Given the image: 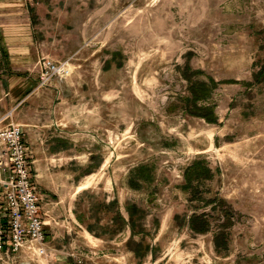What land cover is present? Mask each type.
Wrapping results in <instances>:
<instances>
[{"label":"rangeland","instance_id":"rangeland-1","mask_svg":"<svg viewBox=\"0 0 264 264\" xmlns=\"http://www.w3.org/2000/svg\"><path fill=\"white\" fill-rule=\"evenodd\" d=\"M42 55L67 97L18 108ZM53 116L23 126L47 253L0 264H264V0H0V117Z\"/></svg>","mask_w":264,"mask_h":264},{"label":"built area","instance_id":"built-area-1","mask_svg":"<svg viewBox=\"0 0 264 264\" xmlns=\"http://www.w3.org/2000/svg\"><path fill=\"white\" fill-rule=\"evenodd\" d=\"M70 72L67 61L47 56L37 60L38 86L63 80ZM4 119L0 117V256L24 247L46 254L45 212L33 180L24 128Z\"/></svg>","mask_w":264,"mask_h":264},{"label":"crops","instance_id":"crops-1","mask_svg":"<svg viewBox=\"0 0 264 264\" xmlns=\"http://www.w3.org/2000/svg\"><path fill=\"white\" fill-rule=\"evenodd\" d=\"M21 52L25 53V54H23L24 57H28L27 51L18 50V53H21ZM9 53H10V51H8V49L6 48L4 55L9 57ZM42 56H44V55H42ZM69 77H70V75L67 78H69ZM29 79H30L32 85H31V87L28 88V91L24 92V94L19 98V100L17 102L18 108L23 106V105L26 106L28 104H31L32 102H30V100L42 101L45 98L53 99V100H64L65 97H67V91H66L67 89L65 87V84H67V83H64L63 80L59 81L57 79H53L51 81V83H49L48 85L38 86V76L35 77V76L30 75ZM61 120L62 119L59 118L58 116H53V118H49L48 120L45 119V121L48 122V125H46V123H44V122H41L40 124H36V123L28 122L26 120H23L22 123L24 124L23 126H36V129L38 131H43L45 128L44 126H47L51 132H54L56 130L61 131L64 129L63 123ZM24 132H25V128H24ZM24 137H25V133H24Z\"/></svg>","mask_w":264,"mask_h":264},{"label":"trees","instance_id":"trees-1","mask_svg":"<svg viewBox=\"0 0 264 264\" xmlns=\"http://www.w3.org/2000/svg\"><path fill=\"white\" fill-rule=\"evenodd\" d=\"M208 83L205 81H199L195 84L191 85L189 87L190 95L185 97L186 101L189 102V104H192V108L189 109V111L193 112L196 115H200L205 117L207 120L212 121L214 120V116L211 110V107L209 106H203V105H197L196 100L200 99L201 97L206 96L208 92ZM197 163V162H196ZM193 168L191 171L187 170V176L189 177L190 174L194 173L196 175H199V172H203L204 175H209L210 169L205 165H199L198 168ZM131 184L134 185V183L131 180ZM189 227L193 231H204L208 228V219L204 214H192L190 218L188 219ZM217 236V235H215ZM223 235L218 236L215 239V243L218 245L220 242H225V240L222 238Z\"/></svg>","mask_w":264,"mask_h":264}]
</instances>
